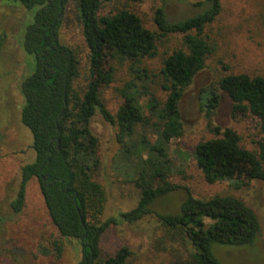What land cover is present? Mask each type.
<instances>
[{
  "label": "trees",
  "instance_id": "trees-1",
  "mask_svg": "<svg viewBox=\"0 0 264 264\" xmlns=\"http://www.w3.org/2000/svg\"><path fill=\"white\" fill-rule=\"evenodd\" d=\"M68 1L0 0L21 4L26 13L35 9L19 39L21 50L34 57L35 69L18 85L23 99L20 121L31 133L34 160L21 167L12 209L18 212L22 208L26 183L36 177L58 234L81 242L83 256L75 264H131L133 253L127 246L102 258L100 243L111 224L134 223L152 213L162 230L157 242L168 251L167 264H221L214 245H252L260 227L241 199L230 194L196 198L187 186L170 181L176 172L170 143L182 134L179 102L215 49L207 29L220 13V1L198 2L206 5L201 12L176 21L166 17L162 6H156L148 24L138 12L141 0H72L89 64V75L78 87L77 53L58 38ZM4 36L0 32V49ZM171 36L180 37V47L161 61L160 87L166 95L159 100L146 84L138 85V80L147 77L138 63L156 55L158 42ZM111 60L130 61L131 74L118 88L123 102L115 114L106 108L100 94V88L112 81L106 68ZM224 68L216 86L202 88L201 105L210 118L221 90L231 99L234 111L246 109L256 116L263 132L258 154L242 147L233 129L213 126L210 129L216 136L198 142L192 157L206 182L225 181L239 188L251 180L264 182V73ZM141 97L146 98L144 105ZM96 112L116 127L119 148L111 163L114 174L138 191L134 207L99 224L88 220L90 211L100 213L105 201L103 186L93 179L100 162L98 140L89 122ZM176 190L184 193L176 212L152 209L156 198ZM62 247L54 239L52 248L40 251L46 254L53 249L60 254Z\"/></svg>",
  "mask_w": 264,
  "mask_h": 264
},
{
  "label": "rangeland",
  "instance_id": "rangeland-1",
  "mask_svg": "<svg viewBox=\"0 0 264 264\" xmlns=\"http://www.w3.org/2000/svg\"><path fill=\"white\" fill-rule=\"evenodd\" d=\"M201 1L204 0H141L138 12L150 24L153 8L162 6L166 17L176 21L201 12L206 6L198 4ZM219 1L220 13L207 29L215 49L179 102L182 134L170 143L169 155L176 169L170 181L187 186L196 198L230 194L241 199L258 220L260 229L256 241L250 246L214 245L213 250L221 264H264V182L251 180L247 186L239 188L225 181L208 183L192 157L198 142L216 136L210 129L213 126L220 130L233 129L240 138V145L254 154H258L263 137L259 119L246 109L234 111L232 101L225 92L218 90L219 103L210 118L201 105L202 88L216 86L217 79L226 71L224 66L229 71L264 73V0ZM34 10L26 13L21 4L0 2V32L5 34L0 49V264H75L83 256L81 242L58 234L36 177H31L26 183L22 208L15 212L11 206L18 191L21 167L34 160L31 133L20 121L23 99L18 89L20 80L35 69L34 57L24 53L19 44L26 25L33 20ZM58 38L61 43L75 49L80 71L76 87L83 86L89 75L88 53L72 0L65 8ZM178 47L180 37L163 39L158 42L156 55L142 58L138 63L147 74V77L137 81L138 85L146 84L159 100L166 95L160 87L161 61L168 52ZM129 65L127 60L122 63L111 60L106 66L111 71L112 81L100 88V94L111 114H115L123 102L118 88L131 78ZM140 100L144 105L146 98L141 97ZM89 128L98 140L100 162L93 179L103 186L105 201L100 213L90 211L88 220L99 224L109 216L134 207L138 191L131 183L117 177L111 168L112 158L119 148L115 125L96 112L90 119ZM183 197L181 190L172 191L156 198L152 209L176 212ZM161 233L154 213L134 223L111 224L100 243L99 256L103 258L121 246H127L133 253L131 264H167L168 251L157 242ZM54 239L62 242L60 254L53 249L46 254L41 253L42 247L52 248Z\"/></svg>",
  "mask_w": 264,
  "mask_h": 264
},
{
  "label": "water",
  "instance_id": "water-1",
  "mask_svg": "<svg viewBox=\"0 0 264 264\" xmlns=\"http://www.w3.org/2000/svg\"><path fill=\"white\" fill-rule=\"evenodd\" d=\"M76 205H77V203H76Z\"/></svg>",
  "mask_w": 264,
  "mask_h": 264
}]
</instances>
